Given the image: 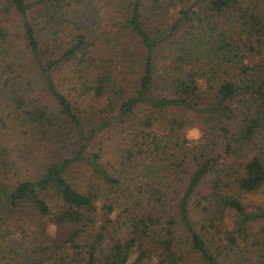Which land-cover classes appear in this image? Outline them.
<instances>
[{
    "label": "trees",
    "instance_id": "1",
    "mask_svg": "<svg viewBox=\"0 0 264 264\" xmlns=\"http://www.w3.org/2000/svg\"><path fill=\"white\" fill-rule=\"evenodd\" d=\"M263 195L264 0H0V264H264Z\"/></svg>",
    "mask_w": 264,
    "mask_h": 264
},
{
    "label": "rangeland",
    "instance_id": "2",
    "mask_svg": "<svg viewBox=\"0 0 264 264\" xmlns=\"http://www.w3.org/2000/svg\"><path fill=\"white\" fill-rule=\"evenodd\" d=\"M60 77L62 78L63 77V74L62 75H60ZM65 88H67V86L65 85L64 86ZM186 136L188 137V138H190V139H194V138H197L198 136H199V131L197 130V129H191V130H189L188 132H187V134H186ZM264 196V195H263ZM226 221H227V226L230 224V220H229V217H228V215H226V219H225Z\"/></svg>",
    "mask_w": 264,
    "mask_h": 264
}]
</instances>
